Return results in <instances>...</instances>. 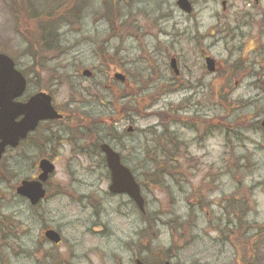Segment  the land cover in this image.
Listing matches in <instances>:
<instances>
[{
  "label": "rangeland",
  "instance_id": "1",
  "mask_svg": "<svg viewBox=\"0 0 264 264\" xmlns=\"http://www.w3.org/2000/svg\"><path fill=\"white\" fill-rule=\"evenodd\" d=\"M31 1L44 11L71 0ZM79 1L75 24L56 20L59 51L44 69H32L28 47L38 39L37 27L21 15L15 21L10 1L0 0V53L28 80L21 100L47 92L55 110L66 116L41 123L1 162L16 175L11 185L35 178L42 158L51 159L56 172L46 185V199H52L46 215L34 216L26 201L20 202V240H9L6 249L0 243V264H52L44 258L49 253L66 264H134L135 254L147 263L170 257L172 264H243L251 257L246 239L254 240L255 226H264V129L258 125L264 117V66L258 88L248 80L236 85L237 75L226 76L225 18L221 22L216 15L231 22L244 0H231L227 14L223 0H191L190 15L177 0ZM205 57L216 61L215 73L207 70ZM84 70L94 76H84ZM117 71L125 76L122 83L115 79ZM166 130L180 143L174 151L179 178L154 185L150 173L159 166L153 160L167 149L158 138ZM103 143L133 173L145 214L127 195L110 193ZM11 195L12 188L0 183V197ZM236 205L239 209L231 208ZM13 211L6 210L12 215L7 222H15ZM190 216V228L183 224L185 229L175 232V220L180 224ZM44 226L61 230L58 249L51 251L43 239ZM3 231L0 225V238L8 237ZM260 239L263 248L252 261L264 264V231Z\"/></svg>",
  "mask_w": 264,
  "mask_h": 264
},
{
  "label": "flooded vegetation",
  "instance_id": "2",
  "mask_svg": "<svg viewBox=\"0 0 264 264\" xmlns=\"http://www.w3.org/2000/svg\"><path fill=\"white\" fill-rule=\"evenodd\" d=\"M190 3L192 5V12L190 14H193L195 10L194 4L191 0H190ZM263 3H264V0H244V6L241 8V11L238 13V15H236V17L231 20V22H230V19L227 18V16L221 18L220 15H216L218 20L221 22H222V19L225 18L222 22L223 23L222 25H224L222 33L224 34L223 37L225 38V42L227 43V48H226L227 49V56H226L227 60L225 59L226 62H225V66L223 65V67L225 70H228L225 73L227 77L230 74H233L234 76L236 75L238 76V77L236 76V78H238L237 79L238 82H236V85H238L239 82L242 84L246 80H248L250 86L258 88L259 83H261V77H260L262 75L261 68L264 66V7H263ZM221 5H222L224 14H227L230 12L232 8L231 0H223ZM177 7L179 8L178 5ZM190 14H187V15H190ZM207 58L209 57H205V61ZM177 65H178V62H177ZM216 71H217V63H216L215 72ZM116 75L117 73L115 74V79L117 80ZM179 75H180V69H179V74H176V76L178 77ZM93 76L94 75L92 73L91 77ZM261 85L264 91V83L262 82ZM49 95L52 97L51 94ZM33 96L34 95L30 96L25 102L22 101L21 98L15 101L26 103ZM56 111L62 116L61 119L46 120V121L40 122L36 130L34 132L29 133L25 139L20 140L16 147L7 146L4 151V154L0 158V183H2V185L7 184L10 188H12V195L8 199L6 197H3V198L0 197V202L4 203L0 207V225L1 227L4 228L3 233L6 232L5 234H8V237L7 235L4 236L3 234L0 238V243H2L1 248L3 249H6L9 246V240H13V241L20 240V233L18 229L20 225L18 221L21 216L19 204L22 200L26 201V203L31 208L32 213H34V216L40 217L41 215H46L45 213L47 212V209H45V206H47L50 200H52V199H46L47 198L46 185L50 181L51 177L55 174L56 167H55L54 172L49 175L47 181L43 183V188L46 192L45 197L43 199H40L36 204H32L29 199L23 197L19 193V188L21 187L23 181H38L39 180V176L42 174V170L40 169L41 161L48 160L55 166L53 161L49 158H42L38 163L39 173L37 174L35 178H32L30 180H23V181L18 179L19 183L17 184L13 183L12 185L9 182L11 181L13 177L16 178V175L12 176L10 165L8 166V168H6L5 165H3L1 162L5 160L6 155L8 154L9 151L11 150L16 151L20 149L21 146L26 141H28L31 137H33L32 135L37 132L41 123L64 121L66 118L65 113L59 110H56ZM22 119L23 117L20 116L15 121L21 122ZM258 125L261 126V121L258 123ZM81 198L83 199V197ZM132 203L134 202L132 201ZM10 208L14 210L13 218L15 222L6 221L7 219L12 218V215L10 213H6V210H9ZM40 219L43 220V218H40ZM49 231H54L59 235L60 241L58 243H54L52 240L47 238L46 233ZM41 232L43 233V237H44L43 239L45 240V242L49 243L51 247V251H54L63 245L64 237L62 235L61 230H59L58 228H55L53 226L52 227L44 226L41 229ZM93 232L96 234H99L101 230L94 228ZM17 246H19L18 248L21 247L20 244L19 245L17 244ZM133 257H134V264H136L137 259H141L137 257L136 254ZM44 258L46 261L48 260L47 262H51L52 264H66V259L64 257H61L59 255L55 256L54 253H49L46 257L44 256Z\"/></svg>",
  "mask_w": 264,
  "mask_h": 264
},
{
  "label": "water",
  "instance_id": "3",
  "mask_svg": "<svg viewBox=\"0 0 264 264\" xmlns=\"http://www.w3.org/2000/svg\"><path fill=\"white\" fill-rule=\"evenodd\" d=\"M177 5L185 13L192 12V5L189 0H178ZM208 71L213 73L216 70V62L212 58L206 59ZM175 74H179L177 62L173 58L170 63ZM84 76L91 77L92 72L86 70ZM117 79L124 81L121 74L116 75ZM27 89V80L23 73L16 68L14 60L3 53H0V158L7 146L16 147L20 140L25 139L29 133L34 132L40 122L46 120H58L62 116L52 105V97L40 92L31 97L28 102L21 103L15 100L21 98ZM22 116L21 122L15 120ZM264 128V119L261 123ZM101 150L106 156V162L111 172V185L109 191L112 194H126L138 206L141 212H145V201L141 194V188L131 171L122 164L120 155L109 145L102 144ZM42 174L38 181H23L19 193L36 204L43 199L46 192L43 183L47 181L55 166L48 160L40 162ZM47 238L54 243L60 241L59 235L54 231L46 233ZM136 264H145L140 260ZM164 264H171L166 262Z\"/></svg>",
  "mask_w": 264,
  "mask_h": 264
},
{
  "label": "trees",
  "instance_id": "4",
  "mask_svg": "<svg viewBox=\"0 0 264 264\" xmlns=\"http://www.w3.org/2000/svg\"><path fill=\"white\" fill-rule=\"evenodd\" d=\"M9 1L11 3V11L14 14V18L16 19L15 21L20 20V18L18 17L21 15V17H24L25 23H30V25L34 24L37 27L38 39H34L30 41V44L28 47V53L33 58V61H34V65L32 69H35V68L44 69L46 63L52 60L49 56L59 51L58 50L59 49L58 38L54 35V28L58 27L56 25V22L64 18L66 19V21H64L65 24H75L77 20L75 14L76 12H78L80 8L79 5L81 1L71 0L65 3L62 2L60 6L49 7V9L44 10V11L36 10L31 0H9ZM58 22H61V21H58ZM103 57L105 58V55H103ZM109 67L110 66H108V68ZM52 70L53 69L45 70V71H49L52 73ZM164 115H166L165 117L166 119L168 120L172 119L170 117H167V116L172 117V115L161 114V113L158 114V116L160 117L162 116L161 119L163 118ZM158 138L162 139V141L165 140L167 142L168 150L163 149L160 155L161 158L160 159L155 158L153 160V162L159 166H157V168L155 167L151 171L150 177L153 180L152 183L154 185L162 186L164 184L165 179L167 178H171V179L179 178L178 172H177L179 170H177V168L175 167L176 162H178L177 155L174 153V151L178 150V149L175 150V146L179 147L180 143L178 142V139L175 135L171 134L169 136V134H167V130L164 133H162L161 136ZM153 178H156V179H153ZM234 200L236 199L230 200V204L233 203ZM231 208L239 209L237 205L235 208L234 206H231ZM243 217H244L243 215L242 217L241 216L238 217L239 222H238L237 228H239L240 230L242 229V226H244V223L242 221ZM191 218L193 217L190 216L187 221L183 223L180 222V224L178 223V220L176 219L175 220L176 224L173 226L174 231L178 232L179 230L185 229L183 224H186V227L189 226L190 228ZM255 228H256V234L253 236L254 240L247 238L245 241L246 246L249 247V250H251L250 251L251 257L249 258L246 257V260L243 262V264H252V263L257 264V263H254V261H252V259L254 258L253 256L256 253V251L263 248L262 243L260 242L261 241L260 236L263 234L264 226H261V227L255 226ZM165 256H168V253H165ZM169 258L170 257H167V260ZM157 262H161V261H157Z\"/></svg>",
  "mask_w": 264,
  "mask_h": 264
}]
</instances>
